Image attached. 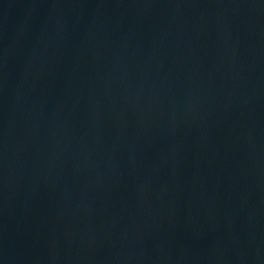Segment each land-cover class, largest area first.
I'll use <instances>...</instances> for the list:
<instances>
[{"label":"water","instance_id":"obj_1","mask_svg":"<svg viewBox=\"0 0 264 264\" xmlns=\"http://www.w3.org/2000/svg\"><path fill=\"white\" fill-rule=\"evenodd\" d=\"M0 264H264V0H0Z\"/></svg>","mask_w":264,"mask_h":264}]
</instances>
